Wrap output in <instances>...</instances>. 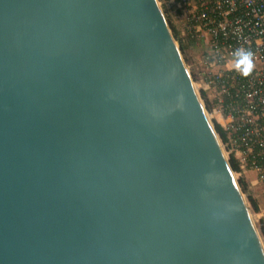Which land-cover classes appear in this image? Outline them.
<instances>
[{"label": "water", "instance_id": "95a60500", "mask_svg": "<svg viewBox=\"0 0 264 264\" xmlns=\"http://www.w3.org/2000/svg\"><path fill=\"white\" fill-rule=\"evenodd\" d=\"M0 264H264L159 0H0Z\"/></svg>", "mask_w": 264, "mask_h": 264}, {"label": "built area", "instance_id": "2783aa9c", "mask_svg": "<svg viewBox=\"0 0 264 264\" xmlns=\"http://www.w3.org/2000/svg\"><path fill=\"white\" fill-rule=\"evenodd\" d=\"M166 17L204 48L210 89L208 116L225 135L223 149L239 167L235 177L255 173L264 187V0H160ZM250 50L254 68L236 69L233 52ZM228 158V159H229ZM260 220L261 217L257 215Z\"/></svg>", "mask_w": 264, "mask_h": 264}, {"label": "rangeland", "instance_id": "374dc122", "mask_svg": "<svg viewBox=\"0 0 264 264\" xmlns=\"http://www.w3.org/2000/svg\"><path fill=\"white\" fill-rule=\"evenodd\" d=\"M168 22L172 28L173 33H175L174 30H176L177 33H179L178 34L179 40H177L178 47H181V45H184V47H185V51H182L183 59H184L185 64L188 68V71H189V73H190V75H191V77L195 83V87L198 91V94L202 98V102L204 103V106L206 107L207 111H209L210 106H209L208 96L211 94V92H210V89L206 88L205 84L203 83L204 77L208 73L207 68L205 66V63H204V57H205L204 48L198 41L191 39L188 35H183V33L181 32L182 31L181 29H183L182 23H177V22H173V21L171 22V20H168ZM203 93H205V95H206V97L204 99L202 96ZM211 121H212L214 127L216 128V125H217L216 122L213 119H211ZM218 138H219L220 143H221L222 148H223V141L220 139L219 135H218ZM228 160L230 162V158ZM236 180L238 181V184H239V181L241 179L236 177ZM241 191H242V189H241ZM251 191L253 192L252 193L253 196L259 202V200H258V198L260 196L259 191L254 190V189L250 190V192ZM242 194H243L244 199L248 205L252 219L254 221V224L257 228L259 236H260L262 243L264 245V237L260 233V227L262 225V220H260L258 218V216H257L258 213H255L252 210L251 205L248 201V194L245 193L244 191L242 192Z\"/></svg>", "mask_w": 264, "mask_h": 264}, {"label": "trees", "instance_id": "16d2710c", "mask_svg": "<svg viewBox=\"0 0 264 264\" xmlns=\"http://www.w3.org/2000/svg\"><path fill=\"white\" fill-rule=\"evenodd\" d=\"M174 31H175V33H174V34H175V35H174L175 38H176L177 40H179V39H178V34H179V33H177L176 30H174ZM180 48H181V51H185V47H184V45H181ZM202 96H203V99H204V98L206 97L205 93H203ZM215 129H216V132H217V134L219 135L220 139H221L222 141H224V140H225V135H224V133H223L221 127H220L219 125H216V128H215ZM230 165H231V168H232V170H233L234 172H237V171L239 170L238 164H237L233 159H230ZM239 185H240V188L242 189V192L244 191L245 193L248 194V201H249V203H250V205H251L252 210H253L255 213H258V212L260 211L259 202L257 201L256 198H254V196H253L252 193L250 192L247 183H246L243 179H241V180L239 181ZM260 233H261V235L264 237V221H262V225H261V227H260Z\"/></svg>", "mask_w": 264, "mask_h": 264}, {"label": "clouds", "instance_id": "9594fccd", "mask_svg": "<svg viewBox=\"0 0 264 264\" xmlns=\"http://www.w3.org/2000/svg\"><path fill=\"white\" fill-rule=\"evenodd\" d=\"M233 58L236 69L242 76L247 77L253 71V54L250 50L237 48L233 52Z\"/></svg>", "mask_w": 264, "mask_h": 264}, {"label": "crops", "instance_id": "0c3cea01", "mask_svg": "<svg viewBox=\"0 0 264 264\" xmlns=\"http://www.w3.org/2000/svg\"><path fill=\"white\" fill-rule=\"evenodd\" d=\"M243 180L247 183L250 190L254 189V190L259 191L260 196H259L258 200L260 202L259 203L260 211L258 212L257 215H259L261 217V219L263 218L262 221H264V187H261L257 183L255 173H251V172L247 173ZM251 193H253V192L251 191Z\"/></svg>", "mask_w": 264, "mask_h": 264}]
</instances>
